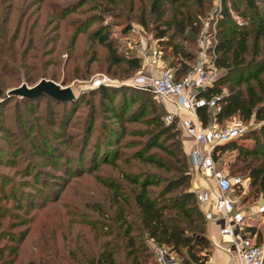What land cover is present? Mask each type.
Returning <instances> with one entry per match:
<instances>
[{
  "label": "trees",
  "instance_id": "1",
  "mask_svg": "<svg viewBox=\"0 0 264 264\" xmlns=\"http://www.w3.org/2000/svg\"><path fill=\"white\" fill-rule=\"evenodd\" d=\"M12 1L0 0V106L16 99V97L8 98L7 82L11 81L16 84L25 82L23 85H33L47 78L48 68L57 65L52 60L53 57L60 55L55 48L50 46L53 40L49 37L52 32L59 31L60 26L49 31L48 28L55 21L67 22L69 15L78 10V6L74 8L61 6L60 2L64 0L56 2L53 0H18L17 4H12ZM93 1L81 0L79 5ZM103 1L116 3L115 0ZM209 1L211 0H152L151 2L150 12L157 17L158 21H161L167 12H175L172 20L166 22L168 30L160 31L156 34V38L172 51L168 62L164 55L162 60L169 69L174 71L176 80L183 79L194 69L191 63L195 60V56L191 52L185 53L182 48L170 41L167 43L163 41L172 29L174 32L179 31L181 35L188 30L185 22L179 20V17L183 15L182 9L196 7L204 11ZM6 2L11 4L7 5ZM166 4L170 8L166 9ZM221 4V20L218 24L214 45L215 65L220 75L213 86L201 94L207 99L219 98L218 109L202 108L198 111V116L205 127L210 126L213 120L217 125L224 126L234 118L240 119L244 124L252 120L263 123L264 4H260L258 0H221ZM36 7L46 10L45 22L41 28H38L37 23L31 24L33 10ZM100 8L102 6L97 9ZM107 10L105 8V11ZM233 13L244 16L245 23H237ZM100 20V16L86 18L82 26L79 25L76 28L71 47L74 46L79 35L86 34L90 25ZM71 25L74 26L72 23ZM191 30L195 37L200 32L193 26ZM107 40V35L99 39L101 43H106ZM187 41L193 42L188 39ZM160 53L163 54L161 49ZM111 57L115 65L121 67L123 64L130 72H138L143 67L140 58H130L125 61L116 57L114 52ZM51 81L57 82L56 76H53ZM222 85H227V94L223 92ZM126 90L129 91V89ZM126 90L115 86H103L97 89L101 93L102 106L107 112L106 115H110L119 124L120 131L116 133H121V139L127 136H138L146 137L147 140L135 143L131 141L122 145L121 141L115 142L119 136H115L116 134L109 130L106 132L109 141L105 148L101 145L95 147L92 153L94 162L92 171L97 172L107 165L117 171L116 174L107 178L96 175L95 179L102 188L101 200L92 206L89 203L85 206L97 215L99 219L97 224L108 231L102 232L103 229H99V233H96V240L99 241L102 238L106 240L96 249H92L91 245L85 242V246L76 248L75 251L62 256L61 259L69 264H123V260L128 261L129 264H150L151 260L153 262L155 260L145 244L147 240L167 248L171 254H176L182 264H206L207 252L212 246L207 237V222L193 193L191 162L185 152L183 141L177 140L182 132L176 124L166 126L164 118L167 112L165 109H163L164 116L156 108H152L151 114H148L146 106H143L130 116H126L137 101L133 93H128ZM45 97L56 105L69 103L58 102L46 95L35 100L22 98L20 100L23 104H27ZM103 102H107L109 106H105ZM70 104L72 108L75 105L74 102ZM71 111H66L63 118H68ZM48 112L50 118L48 124L51 127L55 125L54 113L51 109ZM147 116L150 118L145 119ZM95 121V107L90 104V114L78 134L69 132V121L64 118V123L59 126L62 134L56 138L57 142L51 137L32 136L36 127L28 125L30 129L28 128L25 136L27 140H30L28 144L35 158L25 159L29 166L17 173L24 179L32 178L33 183L23 181V187L34 189L35 197L44 199L49 191L46 187H38L40 178L36 176L38 165L35 159L37 158L45 159V165L55 171H61L60 163H62L66 166L63 170L66 176L72 174L82 177L80 173L75 172L72 166L76 167V164L81 165L85 161V151ZM139 122H142L147 129L130 134L126 126ZM3 132L4 128H1L0 133L3 134ZM6 133H8L7 129ZM262 133L264 138V126ZM254 139L259 143L257 138ZM18 145L20 148L12 155L13 157L21 153L28 154L25 143ZM60 145L66 146L68 152L76 154V159L73 160L69 154L63 153ZM11 147L14 146L11 144ZM133 149L136 150L130 152ZM111 150L116 151L111 155L113 152ZM228 150L238 151L239 162H241V166L237 164L233 166L236 170L229 176L245 175L242 179L250 180L249 193L245 194L242 204L251 198L254 200L264 198V150H248L232 142L215 149L214 161H217V155ZM14 165L17 167V162H14ZM149 168L158 173L151 172ZM33 169L37 171L34 174H32ZM2 179L1 177L0 181H3ZM10 185L12 192L8 195L7 189ZM16 186L17 183L12 179L0 185V202L22 203L23 198H17L14 191ZM234 189L238 196H241L244 190L241 186ZM58 199L59 196L52 198L53 202H57ZM1 208L0 205V230L4 225L3 220L7 217V213ZM245 231L252 237L257 236V244L261 246L262 235L255 227L245 228ZM5 237L6 235H0V242ZM24 240L25 236L22 235L18 242L23 243ZM42 250L48 252V248ZM52 251L55 252V249ZM46 252H43L46 260L42 258L41 264H54L51 258L55 257L54 254L56 256L58 254ZM17 253V248L0 247V264H15ZM28 264H36V262L32 260Z\"/></svg>",
  "mask_w": 264,
  "mask_h": 264
},
{
  "label": "rangeland",
  "instance_id": "2",
  "mask_svg": "<svg viewBox=\"0 0 264 264\" xmlns=\"http://www.w3.org/2000/svg\"><path fill=\"white\" fill-rule=\"evenodd\" d=\"M53 1L56 2L57 0ZM80 1L64 0L60 2V5L63 7L71 6L74 8L78 6V10L76 13L69 15L67 22L60 23L59 21H55L48 28L49 31L50 29L54 30L58 25L60 26L59 31L52 32L49 35L51 40H53L50 46L55 48L60 55L53 57L52 60L57 65L48 68L47 78L45 79L51 80L53 76H56L57 82L54 81L55 83L73 90L77 98L73 101L75 103L73 108L70 102L65 105H56L46 97L28 102L27 104H23L20 100L21 98L16 97V99L11 100L6 105L0 106V129L4 128L3 134L0 133V178H3V181H0V185H4L10 179L14 180L17 183L16 190H14L16 196L17 198H23L22 203H20L21 205L13 202H0L2 211L7 213V217L3 220V228L0 230V235H6V237L1 240L0 247L8 246L9 248L18 249L15 264H28L32 260L36 264H41L42 258L46 260L44 253L47 249L42 250L45 248H48V252H46L48 254H58V256L54 254L55 257L51 258L54 264H69L61 259L62 256L68 255L69 252L75 251L76 248L85 246V242H88L92 249H96L99 244L106 240V238H102L99 241L96 240V233H99L98 230L103 228L97 224L99 220L97 215L85 206L87 203L92 206L95 202L101 200L100 194L102 193V188L95 179L96 175L107 178L116 174L117 171L107 165L101 167L97 172H93L94 162L92 153L95 151L96 146L101 145L102 148H105L109 141L106 132L109 130H112L116 134L115 136H119L115 142L121 141L122 145L131 141L134 143L145 141L147 138L127 136L121 139V133H116L120 131L119 124L110 115H106L107 112L104 111L102 106L101 93L97 89H91L92 83L97 77L106 76L114 83L115 87L124 90L129 89V91H126L133 93L137 101L127 112L126 116H130L136 110L143 108V106H146L148 114H151L152 108H156L160 114L165 115L162 101L152 92L127 86L143 71V67L138 72H130L123 64L121 67L115 65L111 54L114 52L116 57L127 61L130 58H138L140 49L147 51L157 50L159 52L161 49L163 51V54L160 53L161 57L164 55L168 62L172 51L167 45L160 43L156 38V34L160 31L168 30L166 22L172 20L175 12H167L164 18L158 21L157 17L150 12L152 0H115L116 3L114 4L103 0H94L82 6L79 5ZM258 1L260 4H264V0ZM11 3L17 4L18 0H13ZM6 4L9 5L8 2ZM99 6H102V8L97 9ZM105 8L108 10L105 11ZM167 8H170L168 4H166ZM221 11V0L209 1L204 11L196 7L182 9L183 15L179 17V20L185 22L188 30L184 35H181L179 31L174 32V29H172V31L168 32L167 38L163 42L167 43L170 41L182 48L185 53L191 52L195 56V60L191 65L195 68L206 60L204 56H207V59L212 56L211 48L216 43ZM45 14V9L41 10L36 7L33 10L31 24L37 23L38 28H41L45 22ZM94 16H100L101 20L91 24L88 32L79 35L76 42H74V46L71 47L73 37L76 34V28L79 25L82 26V22L86 18ZM233 17L239 24H243L246 21L244 16L233 13ZM191 21L194 25H192ZM192 26L200 30L196 37L191 30ZM104 35L108 36V40L106 43H101L99 39ZM187 39L193 42L190 43ZM142 65L144 66L143 60ZM23 83L25 82L21 84L11 81L7 82L6 93L12 91L14 88L21 87ZM36 84H27V86L33 87ZM222 88L223 92L227 94V85H222ZM90 104H93L95 107L96 121L85 151L86 158L81 165L76 164V167L71 165L75 172L80 173L82 177H76L77 175L72 174L66 176L63 173L66 166L62 163H60L61 171H55L50 166L45 165V159L37 158L35 161L38 165V172L33 169L32 174L37 172L36 176L40 178L38 187H46L48 188L47 191L49 190L50 192L46 193L45 199L35 197L34 189L24 188L22 185L23 181L32 184L33 179H24L17 173L19 170L24 171L29 166L25 162V159L31 160L35 158L34 152L28 144L30 140H27L25 136L28 132V125L36 127L32 136L51 137L56 141L58 140L56 138L62 134L59 126L61 123H64L65 118L69 121V132L78 134L80 128L88 119ZM103 104L109 106L107 102H103ZM49 109L53 111V119L55 121V125L51 127L48 124V120L50 119ZM70 110H72V113L70 114L69 112L68 118H63ZM148 118L150 117L147 116L145 119ZM142 122L128 124L126 126L128 132L133 134L146 130L147 127ZM229 122L225 125L223 124L224 126L218 125V127H225ZM245 125L247 126V135L235 141V143L239 147L248 150H264V138L262 135L264 122L260 123L252 120ZM6 129L8 133H6ZM254 138H257L259 143ZM178 139L183 141L185 147L186 138L184 135L179 134ZM20 143L26 144L28 154L21 153V155L13 157L12 155L20 148V145H18ZM11 144L14 147H11ZM60 148L63 153L69 154L71 159H76V154L68 152L66 146L60 145ZM135 150L133 149L130 152H134ZM115 151L111 152V155ZM217 156L215 163L219 171L234 174L233 172L236 169L233 166L235 164L241 166L239 153L236 150H228ZM14 162H17V167H14ZM149 169L153 173H158L152 168ZM191 170L193 174L192 179L194 180L195 172L192 168ZM239 176L243 178L245 175ZM244 181L245 188L241 196L236 195V190L234 189L232 198L237 203L236 206L243 205L241 206V210L246 211L260 206L264 202V198L260 197L257 200L251 198L248 202L242 204L246 196L245 194L249 193L250 184L249 179H244ZM10 192H12L11 185L7 189L8 195ZM57 196H59L58 201L53 202L52 198L54 199ZM245 218V224L256 226L258 232L262 235L261 246L264 247V216H255L253 220H249L250 215H247V212H245ZM102 232L108 231L103 229ZM22 235L25 236V240L23 243H20L18 240H20ZM11 239H14V241H11ZM145 244L149 249V253L153 254L151 242L145 240ZM53 249H55V252L52 251ZM171 255L175 262L181 263L180 258L176 254ZM152 258L155 260L154 254ZM122 263L129 264L125 260ZM150 264H157V262L156 260L154 262L151 260Z\"/></svg>",
  "mask_w": 264,
  "mask_h": 264
},
{
  "label": "built area",
  "instance_id": "3",
  "mask_svg": "<svg viewBox=\"0 0 264 264\" xmlns=\"http://www.w3.org/2000/svg\"><path fill=\"white\" fill-rule=\"evenodd\" d=\"M211 50V58L204 56L206 60L183 79L176 80L174 71L165 65L159 51L140 49L138 58L144 61L143 71L127 86L150 91L162 102L173 106L175 111L164 118L166 126L176 124L186 140L194 144L191 152L192 169L214 182V188H193L206 222L219 224V235L226 245V252L238 264H264V248L245 231V215L240 209L237 210L239 206L232 198L234 188H245V181L219 171L213 157L217 147L245 137L247 126L236 118L222 128L205 127L198 116L202 108L218 109L219 98L201 96L220 75L215 65L214 46ZM103 86H114V83L106 76H99L91 89ZM255 214L264 216V202L257 207ZM151 248L157 264H171L174 261L167 248L153 242Z\"/></svg>",
  "mask_w": 264,
  "mask_h": 264
},
{
  "label": "crops",
  "instance_id": "4",
  "mask_svg": "<svg viewBox=\"0 0 264 264\" xmlns=\"http://www.w3.org/2000/svg\"><path fill=\"white\" fill-rule=\"evenodd\" d=\"M164 105V109L166 110L167 114L174 112V108L171 104H168L166 102H162ZM218 126L216 123H214V120L211 122V125L208 127ZM194 148V144L191 141L186 140L185 141V152L191 162V152ZM194 170V169H193ZM194 180H193V188L200 187V188H214V182L212 179L206 178L205 176H202L197 170H194ZM263 204V203H262ZM261 204V205H262ZM241 206L239 205V209L241 210ZM202 210V208H201ZM257 207L251 210H241L244 215L245 212H247V215H250L249 220H253V218L256 217H262V215H256ZM246 221V219H245ZM245 227H255L253 225H246ZM257 229V228H256ZM219 224L213 223V222H207V237L211 243V249L207 252V261L206 264H238L233 258L226 252L225 244L222 240V237L219 235ZM249 234V233H248ZM250 235V234H249ZM251 236V235H250ZM253 238L257 242V236H253ZM263 247V246H261ZM264 248V247H263ZM171 264H182L179 262H175V260Z\"/></svg>",
  "mask_w": 264,
  "mask_h": 264
},
{
  "label": "water",
  "instance_id": "5",
  "mask_svg": "<svg viewBox=\"0 0 264 264\" xmlns=\"http://www.w3.org/2000/svg\"><path fill=\"white\" fill-rule=\"evenodd\" d=\"M48 96L58 102H73L77 98L73 90L58 85L54 81L43 79L33 87L22 85L8 93V98L18 97L22 99L35 100L43 96Z\"/></svg>",
  "mask_w": 264,
  "mask_h": 264
}]
</instances>
